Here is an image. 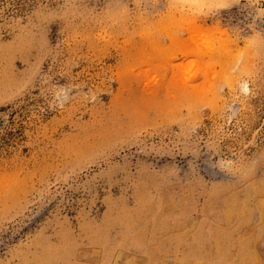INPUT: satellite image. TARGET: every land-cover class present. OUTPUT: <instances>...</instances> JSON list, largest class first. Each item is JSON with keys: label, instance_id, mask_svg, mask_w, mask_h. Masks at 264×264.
<instances>
[{"label": "rangeland", "instance_id": "374dc122", "mask_svg": "<svg viewBox=\"0 0 264 264\" xmlns=\"http://www.w3.org/2000/svg\"><path fill=\"white\" fill-rule=\"evenodd\" d=\"M0 264H264V0H0Z\"/></svg>", "mask_w": 264, "mask_h": 264}, {"label": "bare ground", "instance_id": "6f19581e", "mask_svg": "<svg viewBox=\"0 0 264 264\" xmlns=\"http://www.w3.org/2000/svg\"><path fill=\"white\" fill-rule=\"evenodd\" d=\"M228 82V81H227Z\"/></svg>", "mask_w": 264, "mask_h": 264}]
</instances>
